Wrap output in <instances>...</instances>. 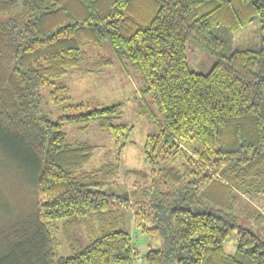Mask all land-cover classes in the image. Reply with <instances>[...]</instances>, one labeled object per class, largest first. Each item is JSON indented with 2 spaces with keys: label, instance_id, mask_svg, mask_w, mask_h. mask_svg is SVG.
<instances>
[{
  "label": "trees",
  "instance_id": "1",
  "mask_svg": "<svg viewBox=\"0 0 264 264\" xmlns=\"http://www.w3.org/2000/svg\"><path fill=\"white\" fill-rule=\"evenodd\" d=\"M255 17L259 49L231 50L234 31ZM189 39L214 57L208 72L189 67ZM106 41L159 105L163 123L144 143L159 179L120 198L136 196L137 231L112 228V217L110 229L62 256L58 223L104 226L115 196L87 181L95 146L67 142L62 125L97 120L118 149L131 126L116 122L120 103L85 112L67 103L53 120L40 90L51 86L55 102L67 101L54 79L79 66L85 46ZM0 151L30 171L37 197L31 224L0 229V264H264V239L243 225L234 253L224 251L237 224L216 207L222 193L231 203V190L254 187L264 173V0H0ZM137 232L160 235L165 247L142 253Z\"/></svg>",
  "mask_w": 264,
  "mask_h": 264
},
{
  "label": "rangeland",
  "instance_id": "2",
  "mask_svg": "<svg viewBox=\"0 0 264 264\" xmlns=\"http://www.w3.org/2000/svg\"><path fill=\"white\" fill-rule=\"evenodd\" d=\"M19 8L12 13L16 15ZM6 16L8 14L2 17ZM260 34V21L255 17L234 31L231 50L259 49ZM84 50V59L79 66L72 67L61 77L54 79L55 82L59 80L65 83L69 96L67 101L55 102L50 93L52 87L46 85L41 88L44 112L55 120L66 112L64 105L67 103L83 105L78 110L80 112L120 103V117L116 122L128 124L131 130L124 145L118 149L111 131L101 127L97 120L90 121L84 127H81L82 123L75 122H64L62 125L67 142H84L95 146L92 158L85 166L87 181H102L107 184L103 187L115 194L113 203L105 214L107 223L104 226L97 218L81 220L76 226L69 225L66 229L63 226L64 221L58 223L61 228L57 235V252L62 256L71 255L72 247L78 248L79 243L84 246L87 243L85 239L95 237L101 229H110L109 222L112 217L116 220L112 228L137 231V227L133 229L136 196L131 193V198H126V203H120V198L123 194L127 195L139 187L147 186L153 177L159 179L157 169L160 166L156 165V170H153L144 156L146 136L156 133L158 126L163 123L154 93L142 92L146 86L145 79L130 65L125 64L109 42L106 41L100 46L87 45ZM185 52L192 70L206 73L211 69L214 57L194 40L189 39L186 42ZM30 175V171L16 166L0 151V229L6 226L5 230L8 232L11 229L22 230L27 221L31 224L37 197L34 196L32 182H29ZM230 194L233 196L231 203L226 202L229 196L226 191L221 194V200L216 204L222 211L233 214L237 224L223 243L224 251L228 254L234 253L236 249L239 225L251 229L264 239V173L255 181L254 187L233 189ZM104 222L105 219L103 223L101 221L102 224ZM132 238L142 253L147 246L165 247L160 235L137 232L132 233Z\"/></svg>",
  "mask_w": 264,
  "mask_h": 264
}]
</instances>
